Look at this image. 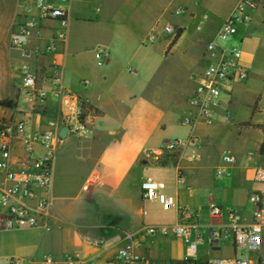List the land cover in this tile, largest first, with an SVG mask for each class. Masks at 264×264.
<instances>
[{
	"label": "crops",
	"instance_id": "1",
	"mask_svg": "<svg viewBox=\"0 0 264 264\" xmlns=\"http://www.w3.org/2000/svg\"><path fill=\"white\" fill-rule=\"evenodd\" d=\"M238 1L69 0L65 42L57 43L52 54L25 58L9 43L19 0H0V100L14 102L12 108L0 107V123L29 118L33 127L46 128L51 113L31 112L20 100L23 64L37 72L38 84L45 89L56 83L52 77L58 72L60 87L87 100L96 116L87 138L67 132L60 139L47 193L46 227L0 230V264L12 258L39 264L46 257L61 264L69 254L76 256L77 264H122L118 250L130 242V234L145 225H168L178 219L176 207L164 210L141 197L139 184L145 178L162 181L178 207L193 210L205 237L192 257L181 238H140L136 253L149 264H220L236 258L264 264V243L253 253L237 249L229 236L210 247L206 230L228 223L225 214L210 216L213 205L234 209L241 224H251L252 194L261 198L259 222L264 225V183L253 180V169L264 161L245 159L248 152L264 149L260 51L242 45L241 63L248 78L225 88L214 121L181 125L191 116L187 98L195 76L204 68L203 61L211 59L195 32L215 36ZM165 26L173 29L169 38ZM253 27L264 35V0L231 39L241 37L243 44ZM54 29V24H43L30 48L41 50ZM158 36L162 42L154 47ZM96 48L109 52L102 68L95 63ZM46 105L54 106L52 100ZM189 136L194 143L154 152L168 140ZM20 153L15 143L13 154ZM192 153L198 154L196 160L189 158ZM226 153L234 157L233 163L223 162ZM217 168L224 170L222 176H216ZM90 178L94 183L83 189ZM5 185L0 174V188ZM194 236L191 231L190 238Z\"/></svg>",
	"mask_w": 264,
	"mask_h": 264
},
{
	"label": "built area",
	"instance_id": "2",
	"mask_svg": "<svg viewBox=\"0 0 264 264\" xmlns=\"http://www.w3.org/2000/svg\"><path fill=\"white\" fill-rule=\"evenodd\" d=\"M56 1L58 4H53L51 0H19L9 32V43L11 48L17 50L22 57L28 58L39 53L52 54L57 43L65 42L66 4L69 0ZM260 2L261 0H239L220 24L214 38L206 44L205 52L211 59L195 76L194 86L187 98L191 116L184 118L181 125L192 127L197 122L214 121L217 118L215 109L220 106L225 88L230 84L247 80L248 69L241 63V50L236 47L228 49L222 44L236 36L251 20ZM180 12L178 10L176 13ZM45 23L55 25L52 38L41 50L38 47L30 48L29 44L35 31ZM164 30L166 33L173 31L171 26H165ZM93 55L96 65L100 68L104 67L109 52L103 48H96ZM20 72L22 103L31 112L38 111L51 115L46 116L45 129L33 127L29 118L0 123V174L6 184L5 187L0 188V230L46 227L50 207L47 193L52 178L55 153L60 142L59 130L66 127L67 132L79 138H87L90 126L96 118L87 100L60 87L58 72L52 77L56 83L51 89L39 86L37 72L27 64L21 66ZM49 100H52L54 109L46 105ZM186 142L194 143L191 136L184 141L178 138L172 139L154 152L157 155L163 149H174ZM15 143L22 153L13 154ZM256 157L264 161V149L248 152L245 159L252 162ZM189 158L196 160L198 154L192 153ZM222 159L227 165L235 160L228 153L224 154ZM223 173L222 168L215 169L217 177L222 176ZM253 180L264 183V166L253 169ZM93 183L92 178L88 179L83 189L86 190ZM139 188L144 200L155 201L164 210L176 207L178 219L168 225H145L130 234V242L118 250V261L122 264H149L147 259L137 255L135 248L140 238L153 235L181 238L185 243L187 255L194 256L198 246L205 239L202 234L203 227L195 219L196 213L189 208L178 207L175 197L165 193V184L160 180L145 178L140 182ZM249 201L254 206L253 222L249 225L241 224L240 215L234 209L210 206V216L219 217L225 214L228 219L226 224L216 228H206L210 247L218 246L225 238L231 236L237 249L259 252L264 243V225L259 222L261 198L257 194H252ZM191 231L195 234L193 239L190 238ZM3 264H23V262L12 258ZM39 264H53V261L46 257ZM61 264H77L76 256L65 255ZM220 264H249V261L245 258H236L221 261Z\"/></svg>",
	"mask_w": 264,
	"mask_h": 264
},
{
	"label": "rangeland",
	"instance_id": "3",
	"mask_svg": "<svg viewBox=\"0 0 264 264\" xmlns=\"http://www.w3.org/2000/svg\"><path fill=\"white\" fill-rule=\"evenodd\" d=\"M201 40V44L206 47V44L208 43V41L214 38V36L210 37L208 33L204 32V31H197L195 32ZM166 34V38H169L172 33H165ZM164 34L161 36L163 37ZM164 38V37H163ZM243 44L241 43V37H237L234 39H230L228 40L226 43L222 44L224 47L231 49V48H242V45H244V47H247L249 50L252 51H260V53L258 54V58L261 61H264V58H262V56L260 55L261 53H264V35L261 34L260 31L256 30V27L251 28L248 37L245 40H242ZM161 38L158 36L157 40L154 41L153 45L154 47H157L160 43H161ZM209 62V60L203 61L202 67H205L206 64ZM127 67H131L132 69H134L133 64H128ZM176 74H178V72H173V76H176Z\"/></svg>",
	"mask_w": 264,
	"mask_h": 264
},
{
	"label": "trees",
	"instance_id": "4",
	"mask_svg": "<svg viewBox=\"0 0 264 264\" xmlns=\"http://www.w3.org/2000/svg\"><path fill=\"white\" fill-rule=\"evenodd\" d=\"M179 33L180 32H178L176 34V36L174 37V39L171 42V44H173L176 41V39L179 36ZM13 106H14V102L12 100H7V99L0 100V107H3V108H12Z\"/></svg>",
	"mask_w": 264,
	"mask_h": 264
},
{
	"label": "water",
	"instance_id": "5",
	"mask_svg": "<svg viewBox=\"0 0 264 264\" xmlns=\"http://www.w3.org/2000/svg\"><path fill=\"white\" fill-rule=\"evenodd\" d=\"M66 133H67V128H66V127L61 128V129L59 130V133H58L59 138H60V139L65 138Z\"/></svg>",
	"mask_w": 264,
	"mask_h": 264
}]
</instances>
